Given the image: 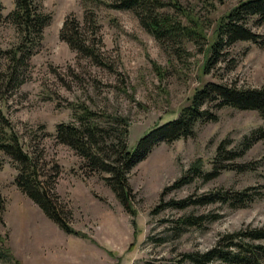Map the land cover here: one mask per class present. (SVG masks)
<instances>
[{
	"label": "rangeland",
	"instance_id": "rangeland-1",
	"mask_svg": "<svg viewBox=\"0 0 264 264\" xmlns=\"http://www.w3.org/2000/svg\"><path fill=\"white\" fill-rule=\"evenodd\" d=\"M0 1L4 7L0 49H4L16 41L7 17L15 0ZM111 1L34 0L51 19L40 46L18 74L21 83L13 89L0 88V108L23 148L37 157L41 176L57 195L60 211L85 237L67 234L46 217L16 186L17 171L3 157L0 264H175L185 252L207 250L224 232L264 225V139L253 141L235 159L225 160L229 167L216 177H196L165 189L196 159L210 170L220 141L227 139L228 148L238 150L243 138L262 124L257 111L207 102L203 108L215 120H199L192 135L156 144L128 174L134 214L102 180L105 174L87 168L82 158L57 140L56 126L77 122L76 116L87 108L99 115L102 125L114 129L121 126L101 116L127 118L126 139L132 148L149 130L176 118L195 90L208 81L240 88L264 85V45L251 41L226 45L209 71L203 70L216 25L244 0H177L183 10L163 8L183 24L197 21L205 35L198 43L184 42L179 52L158 42L132 10L105 4ZM87 11L99 24L96 46L103 65L78 56L59 36L67 15L83 22ZM247 25L264 37V22L250 17ZM241 165L248 167L242 170ZM247 187L261 193L244 207L219 202L184 208L164 205L171 199ZM189 214L208 218L194 226L177 223Z\"/></svg>",
	"mask_w": 264,
	"mask_h": 264
},
{
	"label": "trees",
	"instance_id": "trees-1",
	"mask_svg": "<svg viewBox=\"0 0 264 264\" xmlns=\"http://www.w3.org/2000/svg\"><path fill=\"white\" fill-rule=\"evenodd\" d=\"M105 4L116 9L132 10L146 31L158 42L169 45L174 51H181L184 42L198 43L201 39H206L197 21L192 24H183L181 20L162 11L165 7L183 10L177 0H112ZM3 9L0 1V21L4 17ZM183 13L187 15L185 11ZM7 17L16 32V41L8 48L0 49V88L13 89L21 83L18 74L26 67L28 59L40 46L43 40V29L49 23L51 14L45 12L34 0H15L14 7ZM250 17H256L257 21L264 22V0L240 1L219 20L214 29L213 40L208 46V54L203 65L204 72H208L211 63L214 64L220 58L226 45L237 41H251L264 45V37L248 27L247 20ZM189 19L195 21L192 18ZM86 24L90 25L89 28L84 27ZM98 30L99 24L95 15L87 11L83 22H80L73 14L67 15L59 36L78 56L103 65L104 62L96 46L99 42V38L96 42ZM207 102H213L217 107L230 106L239 110L257 111L262 124L243 138L238 150L228 148L229 140L220 141L210 170L204 169L201 159L193 161L188 169L165 189L176 188L196 177L202 180L216 177L220 171L229 167L230 164H224L225 160L235 159L242 155L253 141L264 139V85L257 88H240L208 81L195 90L176 118L149 130L136 141L132 148H129L126 139L127 118L110 114L101 116L121 126L114 129L112 126L102 125L99 115L87 108L76 116L77 122L59 123L55 134L60 143L67 145L83 159L87 168L99 174H105L101 176L102 180L126 210L134 214L132 202L134 194L128 180L130 170L159 142L173 141L192 135L195 123L199 120H215L216 116L203 108ZM3 157H7L17 171L16 186L40 207L46 217L67 234L85 237V234L75 230L68 223L67 218L60 211L57 195L51 187L50 189L46 187V181L41 176L37 157L23 148L18 133L0 108V167ZM241 167H245L241 168L244 170L248 166L241 165ZM260 193L249 187L236 191L218 189L196 198L189 196L183 199H171L164 205L184 208L190 205L219 202L238 208L246 206ZM207 218V215L189 214L178 218L177 223L183 227L194 226L201 224ZM6 251H8L7 248ZM2 256L0 252V258ZM185 262L264 264V225H247L234 231L224 232L207 250L185 252L175 264Z\"/></svg>",
	"mask_w": 264,
	"mask_h": 264
}]
</instances>
